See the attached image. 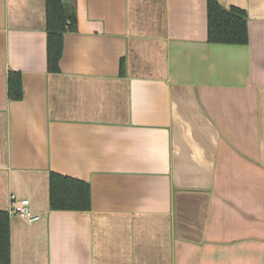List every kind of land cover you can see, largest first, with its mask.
I'll return each mask as SVG.
<instances>
[{
    "label": "crops",
    "instance_id": "1",
    "mask_svg": "<svg viewBox=\"0 0 264 264\" xmlns=\"http://www.w3.org/2000/svg\"><path fill=\"white\" fill-rule=\"evenodd\" d=\"M217 1L247 43L208 40L207 0H63L51 72L46 0H0V210L38 215L9 212L10 264H264V0ZM51 173L90 208L51 209Z\"/></svg>",
    "mask_w": 264,
    "mask_h": 264
},
{
    "label": "trees",
    "instance_id": "2",
    "mask_svg": "<svg viewBox=\"0 0 264 264\" xmlns=\"http://www.w3.org/2000/svg\"><path fill=\"white\" fill-rule=\"evenodd\" d=\"M208 40L213 43L245 44L248 40L247 18L243 9L223 7L217 0H207ZM75 9L63 0H46L47 67L59 70L63 49V35L76 30ZM9 94L13 99L22 96L19 74L8 78ZM50 208L53 210H88L90 208L88 185L78 179L51 173ZM0 264L9 263V212L0 210Z\"/></svg>",
    "mask_w": 264,
    "mask_h": 264
},
{
    "label": "built area",
    "instance_id": "3",
    "mask_svg": "<svg viewBox=\"0 0 264 264\" xmlns=\"http://www.w3.org/2000/svg\"><path fill=\"white\" fill-rule=\"evenodd\" d=\"M9 212L20 216L21 218L32 221L38 218V215H33L29 211V200L25 198H18L15 194L10 195Z\"/></svg>",
    "mask_w": 264,
    "mask_h": 264
}]
</instances>
